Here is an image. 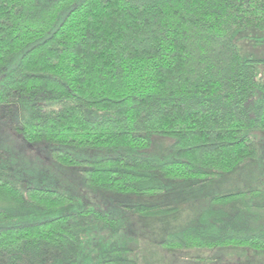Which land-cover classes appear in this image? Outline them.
I'll list each match as a JSON object with an SVG mask.
<instances>
[{
    "label": "trees",
    "instance_id": "1",
    "mask_svg": "<svg viewBox=\"0 0 264 264\" xmlns=\"http://www.w3.org/2000/svg\"><path fill=\"white\" fill-rule=\"evenodd\" d=\"M246 30L264 32V0H0V111L126 213L23 180L0 149V264H264L262 182L166 228V197L259 155L264 60L242 54Z\"/></svg>",
    "mask_w": 264,
    "mask_h": 264
},
{
    "label": "rangeland",
    "instance_id": "2",
    "mask_svg": "<svg viewBox=\"0 0 264 264\" xmlns=\"http://www.w3.org/2000/svg\"><path fill=\"white\" fill-rule=\"evenodd\" d=\"M256 40H264V32L246 30L242 32L238 44L244 56L264 60V41ZM258 78L264 84V62L259 65ZM13 126H15V120L12 115L4 114L0 111V147H2L0 149L8 150L7 158L11 159L14 167L19 170L20 178L31 184L34 183V185H42L46 188L67 193L79 200L85 207L98 208L110 215L126 219L125 210L121 207L124 201L123 198L115 195L111 196L109 193L96 192L85 187L84 180L76 168H66L57 164L50 156L46 145H29L18 135ZM257 139L260 149L257 159L248 161V163L237 170L225 174L219 180H215L212 184H207L192 192H177L171 194L170 197H166L165 199L170 200L169 202H177L180 205L175 215L170 214L169 220L166 218V228L177 230L185 226L190 220H194L198 215L199 209L205 206L206 199L211 197V195L215 196L227 191H237L242 185H252L253 182H256L254 185H260V182H262L261 186L264 188V132L259 133ZM75 154L80 156V158L97 157L89 150L82 149L76 151ZM248 187L250 186L248 185ZM125 201L127 202V200ZM136 220L143 222L147 233L153 232L152 236L155 239L160 237L161 234L157 236V228L161 227V224H157L160 223V219V221H157L148 217H136ZM143 232L145 235V229ZM120 236L116 240L117 244L122 242ZM209 254H204V256H207L205 258H209ZM212 255L219 257L221 254L214 252L210 256ZM250 256L252 259L249 260H252V264L259 263L256 262L254 255ZM174 258L177 264L183 263L181 259L184 258ZM262 261L264 260H261L260 263ZM204 263L206 264V262ZM208 264L214 263L210 261ZM239 264H248L247 259H242Z\"/></svg>",
    "mask_w": 264,
    "mask_h": 264
}]
</instances>
